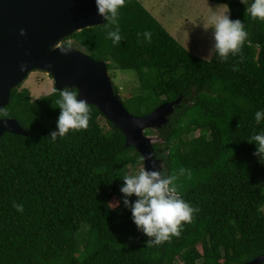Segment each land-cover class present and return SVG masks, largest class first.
Segmentation results:
<instances>
[{"label": "trees", "instance_id": "obj_1", "mask_svg": "<svg viewBox=\"0 0 264 264\" xmlns=\"http://www.w3.org/2000/svg\"><path fill=\"white\" fill-rule=\"evenodd\" d=\"M208 1L226 4L248 33L227 59L194 55L138 0L119 10V44L107 38V21L62 40L105 61L108 71H134L138 86L120 96L133 115L180 98L164 125L144 133L160 138L152 147L163 174L188 170L177 184L198 209L192 222L182 223L179 237L149 247L130 210L110 208L123 196V177L143 168L124 133L88 104L87 129L52 140L59 90L32 99L18 87L0 116L28 131L0 138V264H244L264 253V163L248 141L264 131L255 120L264 109V20L251 18L240 0ZM145 30L150 41L138 36Z\"/></svg>", "mask_w": 264, "mask_h": 264}, {"label": "water", "instance_id": "obj_2", "mask_svg": "<svg viewBox=\"0 0 264 264\" xmlns=\"http://www.w3.org/2000/svg\"><path fill=\"white\" fill-rule=\"evenodd\" d=\"M103 23L95 0H0V110L9 104L12 91L31 72L42 71L52 78L57 90L74 86L78 99L97 107L124 133L125 145L137 150L143 166L159 171L161 160L155 158L152 145L160 138L144 131L164 125L180 98L146 115H133L115 91L105 61L62 45V40L74 32ZM6 132L28 135L16 119L0 118V138ZM150 153L153 159L147 158ZM244 264H264V253Z\"/></svg>", "mask_w": 264, "mask_h": 264}, {"label": "clouds", "instance_id": "obj_3", "mask_svg": "<svg viewBox=\"0 0 264 264\" xmlns=\"http://www.w3.org/2000/svg\"><path fill=\"white\" fill-rule=\"evenodd\" d=\"M125 2L126 0H95L97 14L107 21L106 36L113 44H119L122 39L118 17L119 10L124 7ZM240 3L246 6L245 11L251 18L264 20V0H240ZM211 27L213 49L221 59H227L229 54L239 53L248 33L241 20L229 17L227 5L224 12L214 18ZM139 35H143L149 41L152 37V33L147 30L138 33ZM61 51L67 53L65 49ZM57 91V88L53 87L50 95ZM56 105L60 112L56 120V130L49 136L52 140L66 135L70 130L87 129L90 108L87 101L78 99V92L74 86L65 85L59 90ZM3 115L7 113L0 110V116ZM255 120L257 124L264 122V109L255 112ZM248 141L256 145L253 155L258 158V162L264 163V131L253 134ZM147 158L153 159V154L150 153ZM155 158L159 159L156 154ZM160 167L161 169L156 171L147 170L143 166L138 172L125 175L119 188L123 196L120 200L112 202L110 207L119 208L122 203L124 208L130 210L131 219L137 229L150 238L146 241L149 247L170 241L172 237H179L182 223H191L193 214L198 211L185 201L178 191V178L185 175L188 170L180 168L176 174L165 175L162 173V160ZM133 195L136 199L130 200L129 197ZM13 207L18 212L24 210L22 204L15 202Z\"/></svg>", "mask_w": 264, "mask_h": 264}, {"label": "rangeland", "instance_id": "obj_4", "mask_svg": "<svg viewBox=\"0 0 264 264\" xmlns=\"http://www.w3.org/2000/svg\"><path fill=\"white\" fill-rule=\"evenodd\" d=\"M151 15L184 48L194 55L210 60L213 49L214 18L221 15L226 4H217L208 0H138ZM229 15V9H228ZM113 85L117 86L122 100L130 97L134 87L138 86L132 70L109 71ZM53 80L42 71L31 72L19 88H28L32 99L51 93ZM106 126V121L100 119ZM198 132L195 133L197 135ZM137 172L135 169H133Z\"/></svg>", "mask_w": 264, "mask_h": 264}]
</instances>
